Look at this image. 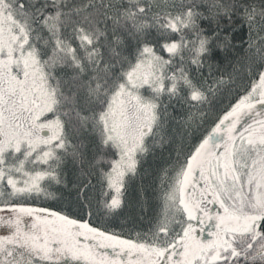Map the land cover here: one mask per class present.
I'll return each mask as SVG.
<instances>
[{"label":"snow or ice","instance_id":"6c2138e0","mask_svg":"<svg viewBox=\"0 0 264 264\" xmlns=\"http://www.w3.org/2000/svg\"><path fill=\"white\" fill-rule=\"evenodd\" d=\"M0 264H264V0H0Z\"/></svg>","mask_w":264,"mask_h":264}]
</instances>
